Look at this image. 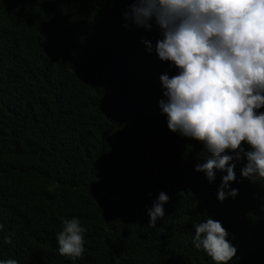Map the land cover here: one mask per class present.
Segmentation results:
<instances>
[{
	"label": "trees",
	"instance_id": "obj_1",
	"mask_svg": "<svg viewBox=\"0 0 264 264\" xmlns=\"http://www.w3.org/2000/svg\"><path fill=\"white\" fill-rule=\"evenodd\" d=\"M104 2L110 18L131 3L0 0V259L213 264L191 243L193 223L208 215L236 247L229 264H264V180L247 186L248 197L219 202L216 183L179 159L186 138L162 134L157 144L163 119L152 109L163 98L159 76L170 69L155 55L159 32L136 43L115 35L97 6ZM90 46L111 58L92 57ZM230 187L242 192L246 184ZM160 191L168 195L164 216L148 227ZM259 201L261 212L243 213ZM61 217L86 229L79 258L57 251Z\"/></svg>",
	"mask_w": 264,
	"mask_h": 264
},
{
	"label": "clouds",
	"instance_id": "obj_2",
	"mask_svg": "<svg viewBox=\"0 0 264 264\" xmlns=\"http://www.w3.org/2000/svg\"><path fill=\"white\" fill-rule=\"evenodd\" d=\"M128 1L131 3L111 18L107 3L97 6L104 14V25L115 35L127 36L131 43L148 32H159L155 55L170 69L159 76L163 98L159 108L152 109L154 117L163 119L154 128L163 125L157 144L162 134L174 142L180 136L186 138L188 147L179 159L193 162L198 175L216 183L219 202L248 197L247 186L264 180V0ZM122 19L124 27L114 23ZM96 43L103 50L112 44L102 39ZM142 43L149 53L153 51L150 41ZM88 52L92 57H110L92 46ZM196 151L201 153L198 161ZM239 180L246 184L245 191L230 187ZM167 201L168 195L160 191L146 211L148 227L164 216ZM260 201L243 213L249 217L251 209L261 212L264 204ZM204 217L193 223V247L202 249L213 264H229L236 247L219 220ZM60 221L62 229L55 235L58 253L81 257L85 227L77 217H61ZM0 264L19 262L9 258L0 259Z\"/></svg>",
	"mask_w": 264,
	"mask_h": 264
},
{
	"label": "bare ground",
	"instance_id": "obj_3",
	"mask_svg": "<svg viewBox=\"0 0 264 264\" xmlns=\"http://www.w3.org/2000/svg\"><path fill=\"white\" fill-rule=\"evenodd\" d=\"M190 263V262H189Z\"/></svg>",
	"mask_w": 264,
	"mask_h": 264
}]
</instances>
